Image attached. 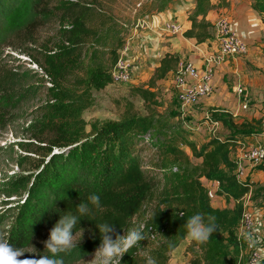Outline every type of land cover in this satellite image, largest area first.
I'll use <instances>...</instances> for the list:
<instances>
[{
  "label": "trees",
  "instance_id": "1",
  "mask_svg": "<svg viewBox=\"0 0 264 264\" xmlns=\"http://www.w3.org/2000/svg\"><path fill=\"white\" fill-rule=\"evenodd\" d=\"M154 1V9L163 11L171 0ZM213 7L211 0H194L187 16L190 26L183 35L206 42L213 27L206 16ZM251 8L264 16V0H251ZM15 12L21 14L12 16ZM16 17L19 21L11 27L9 20ZM49 22L56 23L51 39L39 43L36 55L25 51L42 72L30 76L39 102L25 128L32 139L26 148L37 156L29 161V201L33 202L25 205L22 219L12 228V243H25L35 251V258L49 255L45 241L54 224L97 194L100 207L89 203L92 211L73 230L80 242L70 254L97 250L101 244L97 225L111 223L110 235L115 239L133 229L140 216L136 228L143 225L146 239L125 253L120 264H146L143 254L156 264H167L169 253L185 239L186 220L200 212L206 218L215 217L216 231L204 244L187 243L189 262L240 264L242 244L235 229L243 217V200L249 195L255 205L264 206V180H238L230 153L263 130L260 118L235 120L231 113L220 111L213 120L226 133L202 144L190 139L182 126L171 128L157 100V81L174 72L179 63L177 55L167 52L146 86L129 88L130 95L142 99L144 114L125 100L118 118L89 122L83 111L94 101L93 90L111 83V70L125 37L110 14L82 0H0L1 39L9 29L29 35ZM8 78L0 66L4 96ZM254 170L264 172V162ZM202 179L214 181L215 194L232 205L213 206Z\"/></svg>",
  "mask_w": 264,
  "mask_h": 264
},
{
  "label": "rangeland",
  "instance_id": "2",
  "mask_svg": "<svg viewBox=\"0 0 264 264\" xmlns=\"http://www.w3.org/2000/svg\"><path fill=\"white\" fill-rule=\"evenodd\" d=\"M82 1L91 3L96 8L110 14L117 22L119 30L122 32L121 34L128 43L132 34L135 33L132 31V28L137 19L144 18L149 22H153V24L151 23L150 27L138 29L136 32L154 27L165 36H173V34H169L163 30L165 23L176 21L180 24L176 19L163 20V18L159 17L156 14L159 11H156L153 7L154 0ZM17 14L20 15L21 12H15L12 16ZM153 16L156 17L155 21L151 20ZM16 19L17 17L14 20ZM14 20H9L11 21L9 23L11 27L19 21ZM55 31L56 23L49 22L45 27L39 28L31 34L29 33V35L22 31L16 32L9 29L7 34L2 39L0 38V66L5 68L9 75L8 81L5 83V89L7 90L5 96L0 92V238H3L16 248H22L25 253L20 257L21 259L25 257L35 258V251L25 243L20 242L18 245L12 243L15 238L12 228L22 219L24 210L27 207L25 205L28 203L32 204L33 202V200L29 201V195L32 191L30 188L32 182L29 177V161L37 155L29 152L26 148L32 139L25 133V128L33 119L34 107L39 102V95L38 93L36 94L37 91H33L34 89L31 88L30 76L34 71L42 74L41 70L33 62L32 57L26 54L25 51L36 55L39 43L43 40L51 39ZM178 34H183V29ZM262 54L264 56L263 52ZM257 70L260 71L258 72L260 76L246 82H240L243 87L240 96L232 89L234 83L229 80L227 81L229 83V88L227 89L229 99H231L232 104L234 103V106L237 108V113L233 116L235 120L252 117L260 118L264 112V65L258 67ZM173 75L174 73L171 77ZM133 79L134 76L131 71L129 81L110 83L100 90H93L94 101L90 107L83 111V117L89 122L96 119L118 118L125 100H130L133 103L136 112L144 114L145 108L142 99L138 96L130 95L129 88L131 86H146L148 79L139 82H134ZM44 83L48 84L47 82ZM168 90H174V93L172 92L170 97L167 98L165 91H158L157 95L159 99L157 100L160 104L158 110L168 114L171 128L177 125H187L189 126L187 131L190 132L198 129L197 127L201 125V128L197 130L199 140H208L211 137L226 133L221 124L213 126L210 123L215 114H218L223 108H228L227 106H211L206 109H199L200 111L197 112L196 116L189 114L190 118L187 115L180 118V102L176 96V90L171 87ZM243 103L246 104V108L242 107ZM176 116L178 117L175 118ZM87 129H89V126H87ZM19 161H21V164ZM202 183L209 190L213 206H231L222 197L220 198L219 195L215 194V183L206 180H202ZM248 196L246 195L243 201L245 213L252 221V226L250 229L241 230L240 225H238L235 229V233L242 244L240 264H246L248 255L253 250L260 252L264 263V251L260 250V248L264 249V235L260 236V232L263 234V229H259L261 227L259 224L264 222L263 205H255L256 202H251ZM255 210H258L260 214L255 213ZM140 220V216L135 219L133 228H136ZM247 235L252 236L257 241L254 246H249V242L245 238ZM187 243L184 239L178 247L169 253L167 264H192L189 262L191 253L185 249ZM95 251L88 254L67 253L61 257L64 260V264H89L94 258Z\"/></svg>",
  "mask_w": 264,
  "mask_h": 264
},
{
  "label": "crops",
  "instance_id": "3",
  "mask_svg": "<svg viewBox=\"0 0 264 264\" xmlns=\"http://www.w3.org/2000/svg\"><path fill=\"white\" fill-rule=\"evenodd\" d=\"M211 1L214 7L209 10L206 18L213 24V27L211 29V37L206 42L197 43L194 38L185 37L183 34L165 36L154 27L135 32L129 39L131 51L128 56L133 62V81L139 82L147 80L151 76L154 68L159 64L160 58L167 52L177 55L179 61L189 60L197 67H201L205 55L217 47L215 23L219 17H226L232 30L245 35L248 43L247 53L237 58H225L215 68L212 78L213 92L208 96L202 97L194 106H184L180 103V118H183L185 115L189 116V114L196 116L197 112L200 111L199 109H206L211 106H227L228 108L225 109L221 107V111L231 113L234 116L237 113V108L234 106V103L232 104L231 99H229L227 92L229 83L227 81L229 80L236 84L237 82L255 79L260 76L258 73L260 71L257 70L258 67L264 65V56L262 54L264 46L262 42L264 16L259 15L251 8V0ZM222 1H225L226 4H221ZM193 6L194 0H171L163 11L156 12V14L163 18V20L176 19L180 22L184 32L190 26L187 16ZM173 73L171 71L164 78L157 81V92L161 90V92L165 91L167 98L170 97L172 92L174 93V90L169 91L168 89L170 87L175 89L173 77H171ZM157 99H159L158 95ZM182 127L185 130L189 129L187 125H182ZM197 128H201V125ZM198 129L190 131L189 138L197 144H202L207 140H199ZM245 141L252 143L261 141L264 143V130L256 135L247 137ZM230 157L233 158L232 152L230 153ZM248 178L249 180L263 183L264 172L255 171L254 168L249 169ZM209 182L215 183L214 181ZM219 197L221 198V196ZM229 204L232 205V202L230 201ZM262 211L264 212V206ZM255 213L260 214L258 210H255ZM259 226H261L259 229H263V234L260 232V236H263L264 222L259 224ZM260 250L264 251L263 248H260Z\"/></svg>",
  "mask_w": 264,
  "mask_h": 264
},
{
  "label": "built area",
  "instance_id": "4",
  "mask_svg": "<svg viewBox=\"0 0 264 264\" xmlns=\"http://www.w3.org/2000/svg\"><path fill=\"white\" fill-rule=\"evenodd\" d=\"M152 21L156 17H151ZM151 23L144 18L137 19L133 25L132 31L150 27ZM217 47L212 52L205 55L202 66L197 67L192 61H179L173 75V84L176 89V96L179 102L184 106L197 104L202 97L208 96L213 91L212 78L215 68L228 57L237 58L243 56L248 51V43L243 34L232 30L226 17H219L215 23ZM163 30L169 34H178L182 32L181 25L176 21L167 22ZM130 51L127 40L118 51V57L111 70V83L127 82L131 78L132 62L128 57ZM233 90L238 96L243 91L242 84L237 82ZM243 108L246 104L243 103ZM235 116V115H234ZM261 124L264 127V112L260 116ZM218 121L212 120L210 125H219ZM233 160L235 161L234 173L238 180H246L248 171L256 165L264 162V144L260 142H243L232 150ZM245 207V204H244ZM241 230L250 229L252 221L248 215L243 213V217L238 224ZM263 256L258 250L250 252L246 264H264Z\"/></svg>",
  "mask_w": 264,
  "mask_h": 264
},
{
  "label": "clouds",
  "instance_id": "5",
  "mask_svg": "<svg viewBox=\"0 0 264 264\" xmlns=\"http://www.w3.org/2000/svg\"><path fill=\"white\" fill-rule=\"evenodd\" d=\"M88 202L93 207L99 208V195L91 194L88 197ZM89 203L80 202L76 205L75 213L67 212L54 224L50 230L49 238L45 241V249H47L49 255L21 259L20 257L24 255L25 251L0 238V264H64L61 254L69 253L78 246L80 241H76L73 230L81 217H87L91 213L92 209L89 208ZM183 226L185 228L184 238L189 243L204 244L216 231L215 217L209 215L206 218L205 214L200 212L191 215ZM97 227L101 234V244L89 264H120L121 257L125 253L138 246L140 241L146 239L143 234V225L130 229L127 234L116 235L115 239L110 235L114 231L111 223L105 222L97 225ZM245 238L248 240L249 246H254L257 243L250 235ZM143 255L146 257V264H156V260L150 255Z\"/></svg>",
  "mask_w": 264,
  "mask_h": 264
}]
</instances>
